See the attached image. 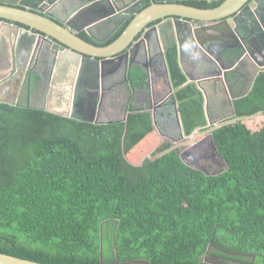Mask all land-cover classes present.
I'll list each match as a JSON object with an SVG mask.
<instances>
[{
  "label": "trees",
  "instance_id": "1",
  "mask_svg": "<svg viewBox=\"0 0 264 264\" xmlns=\"http://www.w3.org/2000/svg\"><path fill=\"white\" fill-rule=\"evenodd\" d=\"M164 47L190 136L207 126L205 98L195 83L185 85L177 47ZM137 72L129 73L133 85L148 86ZM235 97V116L212 131L226 164L216 175L160 144L151 111L90 123L0 101V254L40 264H205L207 255L264 264V125L244 121L264 116V72Z\"/></svg>",
  "mask_w": 264,
  "mask_h": 264
},
{
  "label": "water",
  "instance_id": "2",
  "mask_svg": "<svg viewBox=\"0 0 264 264\" xmlns=\"http://www.w3.org/2000/svg\"><path fill=\"white\" fill-rule=\"evenodd\" d=\"M78 1L79 0H0V38L4 37L9 44L12 65H19L20 62H28L32 54L36 56L38 52L41 54L43 52L44 56L48 55V52L51 57L53 56L49 65H53V68L66 67L72 70V76L74 79L76 78L72 91V97L74 96V98L79 93L82 83L81 79L85 76L95 80V89L97 91L102 89L106 79V68L108 65L114 64L116 60L119 61L122 58L127 60V56H129L131 49L130 51L128 50L131 45L133 44L135 47L138 44H135L136 39L142 33L145 32L148 35L151 30L148 28L149 25L157 21L164 20V22L166 21L173 25V30L177 34L176 39L179 44V54H181L183 49V40L179 37L181 33L186 31V35L188 34V37H192L191 39L197 44L195 37H198V31L200 30L201 34L206 37V40L203 42L200 39L201 45L198 46L204 49L207 56H213L212 53L207 50L208 44H222L223 51L229 50L232 52L236 50V46L229 45L230 40L234 42L235 45H238L240 42L249 40L254 36V34L250 32L252 31L253 33L255 29L254 14H258V10L263 4V0H253L252 2H250V0H225L215 9H199L182 3L189 0H154L148 7H145L144 1L138 0L140 2L137 5H134L132 2L123 7L115 8L110 0H85L81 5H78L80 4ZM201 1L213 2L220 0ZM43 5H45V7L46 5L55 6L61 11L71 12L68 16L66 15L65 19H60L57 15L46 12L44 7H42ZM255 6L258 7V10H255ZM129 7L131 11L127 9ZM130 18H132V20L122 35L107 46H97L79 35L84 31L95 43L103 44L106 41H100L92 33L94 28L97 29L104 24L115 21V30H117ZM82 19L83 24L77 26L76 21ZM145 28L148 30H144ZM17 29L21 31L19 37L17 36ZM246 33H248L249 36L244 39ZM145 39L146 35H144V41L147 40ZM144 41L142 40V42ZM43 49L46 50L43 51ZM63 52H65V54H63ZM256 53L262 57L264 56V49H256ZM40 58H42V56H40ZM254 59L257 58L254 57ZM210 60L214 62L212 59ZM115 63L118 64L117 62ZM223 67L226 68L225 65ZM130 69H132V64L128 60L126 77ZM227 69L228 71H233V65L228 66ZM255 70L251 85H253L258 74L264 72V68L260 64ZM205 78V76L196 78L188 76L190 81H198ZM6 80H8V78ZM71 90L72 88L70 92ZM231 105L233 107L232 101ZM177 114L180 127L184 132L178 111ZM61 116L80 120L67 113ZM234 116L235 111L233 110L232 117ZM127 120L128 115L123 121ZM88 122L96 123L94 120ZM223 123L226 124L228 122L225 121ZM210 124L211 123H209V125ZM224 124L216 126L215 129ZM211 142L215 148L212 134ZM143 263L149 264L148 262ZM203 263L225 264L220 258L209 255L205 257ZM0 264L40 263L0 254Z\"/></svg>",
  "mask_w": 264,
  "mask_h": 264
},
{
  "label": "crops",
  "instance_id": "3",
  "mask_svg": "<svg viewBox=\"0 0 264 264\" xmlns=\"http://www.w3.org/2000/svg\"><path fill=\"white\" fill-rule=\"evenodd\" d=\"M84 1L85 0H81V1L79 0L78 2H80V4L78 5H81V3H83ZM62 12L63 11H58L55 13V15H57V17H59L60 19H65L66 14ZM76 22H77L76 24L77 26H81L83 24V19L76 21ZM114 22H109L107 24H104L102 27L100 26V28H97V29L94 28L92 33L97 38H102L106 34L108 38H110L111 36H114L118 32V31L116 32L115 30L116 25ZM123 25H121L119 28H121ZM81 33L84 36L90 38L86 32L83 31ZM162 33H163L162 34L163 37L165 36L168 37V39L165 42L166 48L167 47H177L176 43H173L172 41V39L174 38L172 26H169L167 30L164 29ZM182 33H185V31H183ZM158 37L161 38V33L160 35L158 34ZM90 41L93 42L92 39ZM158 43H160L159 40H158ZM3 44L5 45V43ZM94 44L98 45L97 43H94ZM167 44H169V46ZM99 45H103V44H99ZM150 45L152 46L150 50V57H152V59L156 61V63L158 62L161 64L163 55H161V52L159 53V49L157 45L155 46L154 44H151V43ZM207 47H208L207 50L209 52L213 51V53L211 52L213 56H207L205 54L204 49H202L198 45H195V43H193L190 39H188L187 41L183 43V47H182L183 49H182L181 54H179V51H178V61L187 79V82L185 85L195 83L198 86V89L203 93L204 98H205L204 108H205L207 117H208V114H211L212 116L216 117V115L219 116L220 114H223L225 111H227L226 109V96L227 95H230L229 109L230 111H233L234 104L232 107L231 101L233 102L234 99H236L235 96H237L238 98V97H241L242 95L243 96L246 95L251 90V87L253 85H251L250 83V86H248L245 78L242 75L238 76L237 74L232 73L231 71H228L227 69L228 61L226 62L227 65H225L226 68L223 67L224 62L221 63L218 57L222 56V58H224V55L220 54L217 56V53L214 50V45L208 44ZM216 47H218L217 49L219 50L220 49L223 50V47H221V45L216 46ZM210 59H212L214 62H212ZM135 60L139 62L137 57ZM165 61L166 62L161 65L164 66V69L167 67L166 77L168 78V83L170 84V88L172 89V91L174 90L173 93H175L176 90L169 76V72H167L168 63L166 59ZM131 64H132V69H130L129 72L137 69L139 70L140 73H144L143 67L141 68L139 65L133 64V61L131 62ZM249 68L254 74L255 70L251 67ZM47 70L49 73L48 76L46 74L47 77L45 76L42 78V76L39 75V77H37L34 80V82L31 83L30 87L26 86V83L24 82L23 85L21 86V91H20L22 96L20 95V93L18 94V96L13 94L15 95L14 100L15 101L21 100L23 103H28V105L31 108H34V109L43 108L46 111H61L62 108H64V111H67V110L75 111V109H77L78 111H100V109L103 107L104 108L103 111H109L107 113L108 114L107 116H111V115H114V111L117 113V111H120L121 107L123 108L125 106L129 97L134 96V95L133 96L130 95L129 85L123 78L124 67L121 69L120 66H118L116 63L110 64L106 68L107 76H106V83H105L106 85H105L104 90L101 91L100 89L99 91H97L95 89L96 87L95 80L85 76L81 79L82 83H81L80 91L75 98L74 96L72 97V91H73V84L76 78L75 79L73 78L72 72H71L72 70L66 67L53 68V65L51 66L49 64H48ZM139 72H137L138 76L141 75ZM241 72L242 74L246 76L248 75V71L243 70ZM120 74H121V79L123 78L122 80L120 79ZM188 76L189 77L193 76L195 78L200 77V76H205L206 78L202 80H198V81H190L188 79ZM161 83H163V81H161ZM42 84H46L47 86L46 91L44 88H42ZM147 87L148 86L139 87L140 89L138 90V92H139L140 97L141 95H142V98L144 97V92L142 88H147ZM71 88L72 90L70 92ZM162 88H167V90H169V87L168 86L164 87V83L158 85L157 92L160 91L162 95L165 96V94H163ZM41 89H43V92H41ZM230 89H231V93H230ZM103 93L107 95L103 96L104 95ZM164 93H167V92H164ZM120 94H123V97H121ZM4 95L11 96V94L7 93L6 91H4ZM211 98H214V101L211 102L210 104L209 99ZM155 99H157L156 96H155ZM166 100H167V103L164 106L165 111L162 114V119H164L163 125L165 127V125L174 126L175 124L178 127L180 126L179 124L180 122L178 121V114H177V111L179 112V106L175 98V94L171 95V97H169V99H166ZM142 102L143 103L142 104L140 103V106L136 108L135 111H140V110L141 111H151L153 124L156 127L157 120L153 112L154 110L147 108L150 102H147V103H145L144 101ZM171 107H173V109H171ZM174 116H177V121H176V117ZM231 118H232V114H231ZM212 122L213 121L211 120L209 121L208 119L207 125L209 126V123H212ZM214 123H217V122H214ZM174 127L173 129L176 128Z\"/></svg>",
  "mask_w": 264,
  "mask_h": 264
},
{
  "label": "flooded vegetation",
  "instance_id": "4",
  "mask_svg": "<svg viewBox=\"0 0 264 264\" xmlns=\"http://www.w3.org/2000/svg\"><path fill=\"white\" fill-rule=\"evenodd\" d=\"M110 1L112 2V4L114 5L115 8H118V7L120 8V7H123L124 5H126L128 3H132V2L134 3V5H137L141 0L140 1H138V0H110ZM142 1L145 2V7H146L147 2H149L151 4L154 2V0H142ZM198 1H201V0H189V1H184V2H198ZM220 1L224 2L225 0H220ZM252 1L253 0H251L250 2H252ZM184 2H182V3H184ZM213 2H219V1H213ZM49 8H50L49 5L48 6L46 5V7L44 9L48 12L50 10ZM51 8H52L51 13L54 15L56 12L61 11L58 7H55V6H51ZM70 12L67 13V12L63 11L62 13H66V15L68 16L70 14ZM132 18H130L126 22L132 20ZM254 18H255V24H254L255 29L254 30L264 32V28L262 29V27H264V0H263V4L260 6V9L258 10V14L257 13L254 14ZM77 21H79V20H77ZM126 22H124V24ZM169 25H170V23H168L166 21L164 22V20H160V21H157V22L149 25L148 28H151V30L148 33V35L145 32L142 33L141 35H139V37L136 39V43H135V44H137V43L138 44L135 47L132 44L131 47L129 48L128 51H130V49H131V51H130L129 56H127V60L125 58H122L119 61L118 60L115 61L118 63L117 65L120 66L121 69L124 67L123 78L129 85L130 95L131 96L134 95V96L128 98L127 103L125 104V106L123 108L122 107L120 108V111H117V113L114 111V115H120V116L125 115V117H126V115L129 113V111H135L136 108H138L140 106V103L142 104L143 103L142 101H144L145 103L150 102L147 108L154 110L153 112L155 114L156 120H160L162 118V114L165 111L164 106L167 103L166 99H169V97H171V95L174 94L173 93L174 90L172 91V89L170 88V84L168 83V78L166 77L167 67L164 69V66L161 65V64H164L166 62L165 56H164V54H165L164 44H165L166 40L168 39L167 36H165V37L162 36V34H163L162 31L164 29L167 30L169 28ZM119 29L116 30V32L119 31ZM160 33H161V38L158 37V34L160 35ZM144 34L146 35V39H147V40L145 39L146 41H144ZM108 35H109V33H108ZM80 36H84V35L82 33H80ZM112 37L113 36L108 38L107 34H106L102 38H97V37L96 38L102 42L106 41L108 43ZM160 39H162V40H160ZM142 40L144 42H142ZM158 40L160 41V43H158ZM172 41H173V43L175 42L174 39H172ZM105 43H103V44H105ZM145 43H146V45H145ZM150 43L154 44L155 46L157 45V47L159 49V53L161 52V55H163L162 60H161V64L158 62L156 63V61H154L152 59V57H150V50L152 48ZM224 43H226V42H224ZM220 45L222 47V44H220ZM220 45H214V50L217 53V56L220 54L224 55V58H222V56L218 57L219 61L221 63L224 62L223 66L227 65L226 64L227 61H228L227 62L228 66L233 65V71H231V72L237 74L238 76L242 75L245 78L248 86H250L253 73L249 67H251L255 70L256 67H258L260 64L264 68V56L261 57L256 53V49H261V50L264 49V37L263 36H258V37L253 36L249 40H245L244 42H240V44H238V45H235V43L230 40L229 45L236 46V50L232 51V52L229 50L223 51L222 49H220V50L217 49L218 47H216V46H220ZM44 50L45 49H43V51ZM249 50L251 51V53L249 52ZM211 52L213 53V51H211ZM32 56H33V58H32ZM136 57L138 58L139 62H137L135 60ZM254 57H256L257 59H254ZM31 58L26 63L20 62L19 65H17V64L12 65L9 50L6 48V46L2 42L0 43V101H6L8 103L11 102L14 104H18L21 100L15 101L14 100L15 95L18 96V94L21 91V86L23 85L24 82L26 83V86L30 87L31 83H33L34 80L37 77H39V75H41L42 78L45 77L46 74L48 76L49 73H48L47 67H48V64L52 61L53 56L51 57V55L48 54V55H45L44 57H42L41 59L38 60L37 59L38 57H36V56H34V54H32ZM128 60H129V62L133 61V64L139 65L141 68L143 67V69H144L143 71L146 72V74L148 75V79H147L148 87L142 88L143 92H144L143 98H142V95H141V97L139 96V92H138V90L140 89L139 87H141V86L139 85V86L135 87L129 79V73H130L129 71L130 70L128 71V74L126 77V69H127ZM42 69L45 71H43ZM243 70L248 71L247 76L242 74L241 71H243ZM167 72H168V70H167ZM7 78H8V80H6ZM120 79H121V74H120ZM161 81H163L164 87L165 86L169 87V90H167V88H162L163 94H165V96L162 95V93L160 91L157 92L158 85L163 84V83H161ZM105 83H106V79H105L104 86L101 89V91L105 89V85H106ZM42 88H44L46 91V89H47L46 84H42ZM4 91L11 94V96H5ZM41 92H43V89H41ZM164 92H167V93H164ZM13 94H15V95H13ZM20 95H21V93H20ZM106 95L104 94L103 96H106ZM21 96H19V97H21ZM120 96L123 97V94H120ZM155 96L157 99H155ZM16 99H18V98H16ZM39 110L46 111L43 108H40ZM103 110H104L103 107L100 109V111H78L77 109H75V111H68V110L64 111V108H62L61 111H47V112H50V113H53L56 115H64L67 113V114L73 115L74 117L80 119L79 121H84V122H88L90 120H94L96 123L108 122V120L105 121L103 119V116L108 115L107 111H103ZM213 256H215V255H213ZM143 262L144 261L136 260V261L127 262L124 264H144Z\"/></svg>",
  "mask_w": 264,
  "mask_h": 264
},
{
  "label": "rangeland",
  "instance_id": "5",
  "mask_svg": "<svg viewBox=\"0 0 264 264\" xmlns=\"http://www.w3.org/2000/svg\"><path fill=\"white\" fill-rule=\"evenodd\" d=\"M229 97L230 95L226 96L227 111L224 112L225 114L223 113L219 116L216 115V117L208 114L209 121L211 120L213 122L209 126L207 125L205 129H198L190 136L184 135V132L182 131L180 126L177 127L174 124L176 128L169 125H165L164 127V119L161 118L160 120H157L155 130L157 131V135L159 136L160 144L162 142H168L173 146V148H179L185 163L207 174L216 175L223 172L226 169V164L214 149L211 142V134L216 126L221 125L223 122L231 119L232 111H230L229 109ZM209 100L211 104V102L214 101V98H211ZM171 109H173V107H171ZM108 112L109 111H107V113ZM174 117H176L177 121V116ZM124 118L125 115H111L109 117L107 115L103 116V119L105 121L108 120V122L117 120L119 121L123 120ZM244 121L249 123L250 127H252L253 129H257L264 125V116L259 114L254 117L245 118ZM173 127L175 129H173ZM137 151L139 150L137 149ZM149 155L151 157V154Z\"/></svg>",
  "mask_w": 264,
  "mask_h": 264
},
{
  "label": "bare ground",
  "instance_id": "6",
  "mask_svg": "<svg viewBox=\"0 0 264 264\" xmlns=\"http://www.w3.org/2000/svg\"><path fill=\"white\" fill-rule=\"evenodd\" d=\"M251 1V0H250ZM250 3V2H249ZM48 6V5H47ZM41 7V6H40ZM42 7H44L45 8V6L43 5ZM50 8V10L48 11V12H52L51 10H52V8H51V6H49ZM256 8H255V10H258V7L257 6H255ZM129 11H131L130 10V7L129 8H127ZM126 9V10H127ZM45 10V9H44ZM46 11V10H45ZM47 12V11H46ZM52 14V13H51ZM54 15V14H53ZM193 22V21H192ZM169 26H172V29H174L173 28V25L172 24H170ZM264 27H262V29H263ZM149 29H151V28H149ZM144 30H148L147 28H145ZM13 31H15V30H13ZM17 31V36L19 37L20 36V34H21V31L20 30H16ZM251 32V34H254V36H263L264 37V32H261V31H257V30H253V33H252V31H250ZM80 35V34H79ZM183 36V37H182ZM189 35L187 34L186 35V31H185V33L183 34V33H181V35L179 36L182 40H183V42L184 41H187L188 39H190L193 43H195L190 37H188ZM249 35H248V33H246L245 35H244V39H246L247 37H248ZM82 37V36H81ZM173 39H174V43H176V46H177V48H178V51H179V44L177 43V34H176V32L173 30ZM82 38H84V37H82ZM85 39V38H84ZM200 39H201V41H205L206 40V37L205 36H203L202 34H201V32H200V30L198 31V37H195V40L197 41V44L195 43V45H201V43H200ZM86 40H88V41H90L91 39L90 38H88V39H86ZM93 41V40H92ZM5 43V46H6V48L9 50V44L7 43V41H6V39L4 38V37H1L0 38V43ZM91 42V41H90ZM94 42V41H93ZM93 42H91V43H93ZM95 43V42H94ZM93 43V44H94ZM245 44V43H244ZM96 45V44H95ZM98 46V45H97ZM246 46V45H245ZM15 47V46H14ZM46 50V49H45ZM44 50V51H45ZM249 52L251 53V51L249 50ZM47 54H49L48 52H47ZM63 54H65V52H63ZM42 56V57H44L43 56V52H42V54L41 53H37V55H36V57H38L37 59L39 60V59H41L40 58V56Z\"/></svg>",
  "mask_w": 264,
  "mask_h": 264
}]
</instances>
